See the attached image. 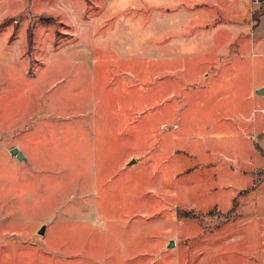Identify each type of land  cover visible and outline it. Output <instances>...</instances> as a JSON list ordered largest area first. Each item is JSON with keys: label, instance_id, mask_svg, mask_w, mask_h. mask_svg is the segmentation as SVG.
Returning <instances> with one entry per match:
<instances>
[{"label": "rangeland", "instance_id": "obj_1", "mask_svg": "<svg viewBox=\"0 0 264 264\" xmlns=\"http://www.w3.org/2000/svg\"><path fill=\"white\" fill-rule=\"evenodd\" d=\"M148 1L0 0V264H264V130L186 127L197 88L151 54ZM164 1L176 21L203 2ZM213 1L247 27L249 0ZM259 46L230 93L263 115Z\"/></svg>", "mask_w": 264, "mask_h": 264}, {"label": "crops", "instance_id": "obj_2", "mask_svg": "<svg viewBox=\"0 0 264 264\" xmlns=\"http://www.w3.org/2000/svg\"><path fill=\"white\" fill-rule=\"evenodd\" d=\"M151 1L152 0L148 2ZM204 1L206 0H203L201 3L195 2L193 5V9L196 7L200 9L198 16H195L193 19L185 16V19L176 21L178 18L172 20L171 18L173 16L170 14L176 13L180 5L177 6V4H175L174 6H170L162 0V4H160L156 14L152 13L151 17L149 16L146 21L148 28L147 39L151 54H153L157 60L156 52L159 50L161 52V54H159V59H164L165 66L171 70L174 67L180 66V69L177 71L182 72V81L187 84L189 88H197L193 94L188 95V98L192 100L190 102L193 104L197 103V101L195 102V97L199 96L200 104L198 103V105L190 111L191 117L186 125L187 128H190V130L192 128L195 129L200 123V127L203 128L221 129L218 130L221 133L225 132V128L226 131L228 128L232 130H237L236 128H238L240 130L239 132H241L242 130L252 129V125L256 129L257 126H259L264 130V114L259 115L258 110H255V112L253 106L250 107L247 105V108H243L244 105L240 104L239 98L231 97L232 94L230 93L231 84H240L232 78L235 74L232 70L237 68L241 70L242 67L246 68L249 67L247 65H250L248 60H246L247 52L244 51V49L248 46L250 50L255 49L256 44L259 43V49L255 52H261L264 55V34L257 40V35L255 33V28H257V25L261 22V17L263 16L262 18H264V10L259 13V15L256 13L257 11L253 12V0H249L251 16L248 18L249 24L247 27H244L242 25L239 26L243 24L241 21L234 19L230 20L227 19L226 16L223 18L219 10L215 11L214 6L217 5L215 1L209 0L208 3ZM151 8L153 12V6H151ZM258 11H260V9ZM255 21L258 23L257 25H254ZM235 27L237 28L235 29ZM157 43H161V45L159 44L160 49L158 50ZM162 45L163 48L161 49ZM251 54L253 53L251 52ZM100 55H102V57H99L98 60L104 58V56H106L107 59L109 58L107 53H100ZM126 59L133 65H135V61L133 60H139L135 54L126 55L122 60ZM156 60L150 63V66L155 65V69H157L158 62ZM84 61L85 60H78L77 63ZM97 65L98 67L95 68V70L110 72L109 68L106 69L105 62L98 61ZM132 73L134 74V72ZM252 84L254 87H252L250 94L247 96L248 99L251 98L255 101L262 99L264 95L260 98H258L257 95L259 89L264 87V81L255 82L252 80ZM126 90H133L134 92L136 90L139 92L142 91V89L137 88L136 85L134 88L127 86H120L119 88V92H125ZM115 91L118 92L117 89H115ZM110 92V87L107 86L101 88L97 93L98 95H103L102 93L110 95L115 94ZM223 92H226V94H223ZM186 93L187 92H185V95L187 96ZM223 96L229 97L230 101L234 103L224 104ZM100 98L101 97L98 96L96 100H93L94 104H98ZM116 99L128 101L127 95H120V97ZM47 100L46 98V103H48ZM135 101L136 105L138 100L136 99ZM60 103L63 106L66 104L63 100H61ZM56 104H59V102ZM76 105L77 104H75V107ZM66 108L64 107V109ZM230 111L238 116L237 120H230ZM261 111L264 112V106L261 107ZM24 114H26V111H24L23 115L17 120L22 119ZM25 119L27 118L22 119L21 123H24ZM101 130H103V128H101Z\"/></svg>", "mask_w": 264, "mask_h": 264}, {"label": "water", "instance_id": "obj_3", "mask_svg": "<svg viewBox=\"0 0 264 264\" xmlns=\"http://www.w3.org/2000/svg\"><path fill=\"white\" fill-rule=\"evenodd\" d=\"M259 92H264V87H261L259 89ZM12 155H17V157L19 159H25L26 156L24 155V153L22 152V150H20V148L16 147H12V149L10 150ZM132 161H130L131 163ZM41 232H43V229H41ZM170 244H173V240L170 241Z\"/></svg>", "mask_w": 264, "mask_h": 264}, {"label": "trees", "instance_id": "obj_4", "mask_svg": "<svg viewBox=\"0 0 264 264\" xmlns=\"http://www.w3.org/2000/svg\"><path fill=\"white\" fill-rule=\"evenodd\" d=\"M30 33L32 34V32H30ZM31 34H29V36H30V38H29V39H30V40H31Z\"/></svg>", "mask_w": 264, "mask_h": 264}]
</instances>
